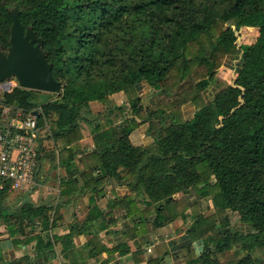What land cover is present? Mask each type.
I'll list each match as a JSON object with an SVG mask.
<instances>
[{"label":"trees","instance_id":"obj_1","mask_svg":"<svg viewBox=\"0 0 264 264\" xmlns=\"http://www.w3.org/2000/svg\"><path fill=\"white\" fill-rule=\"evenodd\" d=\"M14 6L24 28L31 26L43 38L61 91L17 85L0 93V101L25 115L38 112L40 140L54 144L41 148V165L51 161L52 168L63 166L67 173L59 177L56 197L20 208L24 198L7 210L1 207L9 194L0 187V209L6 210L0 216L9 236L25 245L35 241L38 256H53L60 245L66 255L77 235L93 231L73 223L69 232L51 234L65 218L70 201L65 196L102 195L114 181L127 193L116 195L110 208L126 204V216L136 221L130 236L142 237L134 252L139 262L148 223L157 229L173 223L181 216L176 195L196 193L209 197L215 212L207 215L200 201L195 204L190 230L203 239L204 249L187 264H261L255 251H264V0H0V46L9 45ZM243 27L258 28V36L238 47ZM202 34L211 39L209 46L201 44ZM228 57L237 62L231 66L234 80L207 98ZM117 93H123L130 113L121 105L126 112L118 123L111 124L109 116V127L95 123L93 104H109ZM159 93L161 101L149 98ZM186 105L194 108L190 118L182 114ZM85 123L95 124L88 155L80 144ZM145 125L151 141L137 145L131 135ZM80 168L82 179L75 176ZM140 202L154 205V214L144 218ZM234 213L241 222L236 227ZM130 250L123 242L108 251Z\"/></svg>","mask_w":264,"mask_h":264},{"label":"crops","instance_id":"obj_2","mask_svg":"<svg viewBox=\"0 0 264 264\" xmlns=\"http://www.w3.org/2000/svg\"><path fill=\"white\" fill-rule=\"evenodd\" d=\"M231 63L232 60L227 61V64L230 68L232 66ZM118 94L120 95L122 94L123 96V93H117L114 94L113 96L115 95L117 96ZM193 112H194L193 106L186 105L184 107L183 115L186 118H190L192 117ZM85 126L87 125L85 124ZM143 127L144 126H142L141 129ZM85 139L88 140V138ZM93 146L94 144L91 146H85L83 149L84 154L88 155ZM81 167L86 168V165L84 164V166ZM60 169L66 171L65 167L63 168L61 167ZM76 171L77 172L75 176L78 175L79 178L82 179L81 172L84 171V169L80 168ZM126 193H127V188L125 186L116 185L114 181H110L105 186V193L102 195L93 194L92 191H88L85 194H80L76 199L73 197L74 194H67L65 197L66 199H70V201L68 203L69 205L66 207L65 210V217L67 216V213L70 212L71 216H73L72 218L73 220L72 222L65 220L64 222L65 225H62L61 222V227L56 228L57 234L62 235L65 232H69L70 225L73 223L78 224V228H81L82 230H86L87 228L89 230L90 229L92 230V226L91 225L88 226L90 222V219H88V217L91 214L92 216H94L93 219H91V221L95 220L97 224H99L100 222L103 223L101 230L99 232L92 230L93 234H87L83 232L77 235L74 238L73 245L69 247L70 248L69 251H67L66 255H63L59 259V261L56 258L54 259L52 255L49 257L43 256L42 258L41 256H38L40 257L39 259H37L35 256H31L30 260L23 259V261H21V257L23 258L24 256H26V254H30L27 253L29 252L27 250L28 249L27 245L22 244L21 242H16L17 243L16 244L13 241L12 237L2 236L0 238L1 240L0 246L2 247L5 258L0 257V264H2L1 263L2 261H7L8 264H62L64 261L70 262L72 264H77V263L79 264L81 262L87 264L86 262H88V260H90L91 258H89L86 255L85 257L87 259H83L80 253H83L85 246H87L89 241L94 238L95 239L97 238L99 241L98 246L101 252L97 253L96 256L98 257V259H100L99 261L102 262V264H187L190 259H195L200 255V253L204 249V243L202 242L201 239L200 240L194 239L191 235L192 233L190 230V226L194 221L193 218L194 216L185 217L186 214L182 213L179 206L177 207L179 208L178 212H181L183 215H181L176 220H174L173 223L160 229L154 228L152 223H148L147 226L148 234L145 237L147 238L148 236V240L146 241L145 245L142 247L144 253H140L136 256L137 258H143L144 260L140 262L136 260L134 256V252L136 250L134 248L135 247L134 241H139L140 243L142 237L137 238V240H135L132 239L130 235H128L134 229L135 227L134 224L136 223V221H134L133 218L126 216V212L127 210H129L126 204L125 206H118L113 209L110 208V206L112 205V200L116 197V194L120 197H123L124 195H126ZM182 194L183 193H179L176 195L177 205H179L178 199ZM51 195L52 194H31V198L34 202L40 203L44 199L46 200H50L49 198L53 199L56 194H54V197H52ZM184 195H187V199L190 204H196L199 201L201 203V199L199 198L198 194H184ZM81 196L82 199L80 200ZM92 198H95V201L92 202ZM139 205L142 212L144 211L143 207H147L144 204V202H140ZM152 207H154V205L147 208H152ZM100 210H102L103 213L101 214V216L96 217V215H99ZM110 210H113V212H111L110 214H106ZM113 216L115 217L114 219L116 220V222L109 223V221L113 218ZM180 219L182 220L181 224H180ZM0 230H3V228L0 227ZM153 235H155L154 242L152 240ZM123 242H128L130 245L131 250L127 254L121 255L118 252L114 253L108 251L113 246ZM93 246L95 245L93 244ZM155 246H159L161 248L162 256L149 255V252H153L152 250ZM61 249L62 246L60 248V251ZM56 257L58 258L59 254L56 255ZM150 260L151 262L148 263Z\"/></svg>","mask_w":264,"mask_h":264},{"label":"rangeland","instance_id":"obj_3","mask_svg":"<svg viewBox=\"0 0 264 264\" xmlns=\"http://www.w3.org/2000/svg\"><path fill=\"white\" fill-rule=\"evenodd\" d=\"M257 36H258V28H256V27H243V28H241L240 31H239L238 47H240V45H242V44H251V43H253L256 40ZM199 40H200L201 44L204 45V46H209L211 44V39L208 36H206L205 34H202L199 37ZM232 56H235V55H232ZM230 58L231 57L225 58V60H224L225 62L223 61V63H221V65L219 66L218 71L216 73L215 82H213L211 84V86L209 87V89L207 91V98H211L212 95L215 93V90L220 89L221 87L227 86L229 83H231L234 80V77L236 76L235 70L233 68H230L228 66V64H227V61ZM236 63H237L236 60L232 59V64L231 65L233 67H234V64H236ZM10 80L12 81V85H15V83L18 84L16 79L13 78V79H10ZM43 97L45 98L46 96L44 95ZM149 98H152L155 101V103H157V102L162 100L163 93L162 94L159 93V94H156V95L151 94L149 96ZM125 100H126V98L124 97V95L122 96V94L121 95L118 94L117 96L115 95V96L111 97V101H110L109 104H104V105H101L99 103L93 104L92 110L95 111L96 118H97L96 120H94L95 123L99 120L101 124H104L105 128L109 127L111 124L118 123L122 119V116L126 112V111H122L121 112L118 109L119 106H121V105L122 106L123 105L127 106V110L130 113L129 106L126 105V103H124ZM107 116H109V119L112 121L111 124L108 123L107 118H106ZM85 124L87 126L83 125V127H84L83 128L84 129V137L80 141V144H81L82 148H84L85 146H91V145L94 144V142L92 140L93 139L92 136L94 134L93 130H94V125L95 124L94 123L93 124L92 123H85ZM146 129H147V127L145 125V127H143L142 129L138 128L132 133V140H133V142L135 144L144 145V144H147L148 142L151 141V138L147 134V130ZM85 138H88V140L85 139ZM46 143L48 144L47 145L48 148H53L54 144H53L52 141H50L48 139V142H47V139H45L44 142H43V145L45 146ZM80 155L81 154H77V157H76L77 161H78V158L80 157ZM78 163H79V165L81 164V162H79V161H78ZM51 164H53L51 161L42 160V168H41V171H40V176H39V180H38V183H37V187L32 192V194H52L51 195L52 197H54V194H58L59 185H60L59 184V181H60L59 177L60 178L65 177L66 176V171L61 170L60 167H57V168L53 167L52 168ZM62 168H63V166H62ZM5 188L7 189V194H9V196L7 198H5L1 202V204H2L1 207L3 209H6V210H7L8 206H15L16 203L20 199L25 198L24 196L28 192V191H24V190H22L20 188H12L9 183L5 184ZM192 194H196V193H192ZM55 197H56V195H55ZM81 199H82V196L80 197V200ZM208 200H209V202H208ZM93 201H95V198H92V202ZM178 201H179V205H177V207L180 206V210L182 211V213L186 214L185 217L186 216L187 217L188 216L189 217H191V216L193 217V213L198 211V206H196L195 204H190L189 203V201L187 199V195H184V194L180 195V198L178 199ZM207 202L211 203V205H209ZM212 202L213 201L209 197L202 198L201 199V204H199L201 206V208H202V212H206L207 215H213L214 212H215V207H214ZM143 209H144V211L142 212V210H141V212H142L141 214H142V216L144 218L147 217V216H151L156 211L155 207H152V208L143 207ZM6 210H4V211L1 210V212L5 213ZM182 213H181V215H183ZM51 214H53V213H51ZM130 217L132 218V216H130ZM72 218H73V216H71V213L68 212L67 216L64 218V221H62V225H65L64 224L65 220H68L69 222H72V220H73ZM114 218L115 217L113 216L112 219H114ZM181 221L182 220L180 219V224L182 223ZM231 224L233 226H235V227L239 226V224H241L239 216L236 213H234L232 215V217H231ZM90 225L92 226V230L93 231L99 232L101 230V227L103 226V223L100 222L99 224H97L96 221L93 220V221L90 222ZM90 225H88V226H90ZM134 225L136 227V224H134ZM0 227L3 228V230H0V238L2 236H9V233L6 232V230H7L6 226L3 224V221L1 220V216H0ZM133 230L128 235L133 234ZM53 233L54 234L57 233V229H54ZM191 235H192V237L194 239H197V240L200 239V238L196 237L195 234H191ZM15 238H17V236H15ZM21 240H22V238H21ZM152 240H153V242L155 241V235L152 236ZM13 241H14V238H13ZM21 243H22V241H21ZM98 243H99V241H98L97 238L96 239L95 238L91 239L89 241V243L87 244V246H85L83 253H80L81 257L83 259H87L85 257L86 255L89 258H91L90 260H88V262H86L87 264H102V262L99 261L100 259L96 260L97 256L94 255V257H93V254H92L93 250L95 251L96 254L101 252V250H99L97 252V250L100 249L99 246H98ZM93 244L95 246H93ZM134 244H135L134 248L136 249L137 245H138V241H134ZM34 246H35V241L32 242L31 244H28L27 245V247H28L27 250L29 252H27V253H30V254L31 253H35V257L37 259H39L40 257H38V255H36V252L34 250L35 249ZM60 248H61V246H58L57 248H55L56 252L53 255L54 259L56 258L58 261L63 256V254L60 251ZM152 251L153 252H149L150 256H156V255L162 256V253H161L162 250H161V248L159 246H155ZM232 253H233V249L228 251L225 254H222L221 255V259L222 260H228L231 257ZM242 253L246 254V252H242ZM2 254H3V250H2V247H0V257L5 258L4 254L3 255ZM58 254H59V257L57 258L56 255H58ZM255 254L259 258V260L261 261V264H264V251L261 250V249H257L255 251ZM26 255H29V254H26ZM41 258H42V256H41ZM3 260H5V259H3ZM1 263L2 264H8L7 261H2Z\"/></svg>","mask_w":264,"mask_h":264},{"label":"built area","instance_id":"obj_4","mask_svg":"<svg viewBox=\"0 0 264 264\" xmlns=\"http://www.w3.org/2000/svg\"><path fill=\"white\" fill-rule=\"evenodd\" d=\"M17 85L11 80L0 82V93L10 92ZM42 147L35 115H25L23 110L0 101V187L9 183L12 188L29 191L37 186Z\"/></svg>","mask_w":264,"mask_h":264},{"label":"water","instance_id":"obj_5","mask_svg":"<svg viewBox=\"0 0 264 264\" xmlns=\"http://www.w3.org/2000/svg\"><path fill=\"white\" fill-rule=\"evenodd\" d=\"M9 13L13 23L9 45L0 46V82L14 78L22 88L60 93L61 82L51 73L53 64L48 61L43 49V38L31 26L24 28L18 6L11 8ZM37 114V111L33 112V115ZM35 188L36 186L26 193L17 208L26 202H33L31 194Z\"/></svg>","mask_w":264,"mask_h":264}]
</instances>
